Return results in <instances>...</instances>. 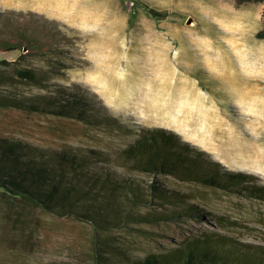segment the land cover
<instances>
[{
    "label": "rangeland",
    "instance_id": "obj_1",
    "mask_svg": "<svg viewBox=\"0 0 264 264\" xmlns=\"http://www.w3.org/2000/svg\"><path fill=\"white\" fill-rule=\"evenodd\" d=\"M149 9L167 14L154 16ZM131 11L135 17L129 22ZM262 29L264 0H0V41L20 33L45 45L21 59L26 50L0 52V59L46 78L43 87H17L24 95L67 86L127 127L76 121L75 136L61 139L50 132L59 119L26 116L19 129L35 144L107 152L125 145L138 128L160 126L206 152L221 169L252 175L242 184L264 187V37L256 36ZM115 169L144 184L157 179L166 188L199 195L186 198L199 217L130 221L98 231L87 221L11 207L0 194V264H91L96 239L138 258L201 231L264 247L259 193ZM171 207L164 202L138 210Z\"/></svg>",
    "mask_w": 264,
    "mask_h": 264
},
{
    "label": "trees",
    "instance_id": "obj_2",
    "mask_svg": "<svg viewBox=\"0 0 264 264\" xmlns=\"http://www.w3.org/2000/svg\"><path fill=\"white\" fill-rule=\"evenodd\" d=\"M150 14L164 17L167 13L150 10ZM134 17L131 11L129 22ZM12 22L6 19V23ZM256 36L264 37V29ZM43 46L33 35L17 33L0 41V52L26 50L19 55L21 59ZM13 62L0 59V194L9 206L22 204L58 217L87 221L98 231L130 221L179 220L185 214L199 217L197 207L186 203V198L197 199L199 195L166 188L157 179L144 184L115 169L119 167L203 187L228 191L241 187L250 194L257 192L264 196L262 185L242 184L250 181L252 175L221 169L218 162L205 156L206 152L165 127L138 128L125 145L107 152L92 147L59 148L29 141L23 127L19 128L26 123L24 117L39 114L59 119L50 132L61 139L75 136L77 129L72 122L76 121L111 126L120 131L127 127L105 112V106H95L88 96L67 86H59L55 92L44 95H24L17 87H43L46 78L33 68L17 67ZM164 202L173 207L154 213L138 210ZM90 257L91 264H264V247L222 233L201 231L186 237L177 246L138 258L119 254L103 240L96 239L91 245Z\"/></svg>",
    "mask_w": 264,
    "mask_h": 264
},
{
    "label": "bare ground",
    "instance_id": "obj_3",
    "mask_svg": "<svg viewBox=\"0 0 264 264\" xmlns=\"http://www.w3.org/2000/svg\"><path fill=\"white\" fill-rule=\"evenodd\" d=\"M113 10V9H112ZM109 14H110V12H109ZM108 14V15H109ZM107 15V16H108ZM115 16V15H114ZM107 18V17H106ZM100 22H102V21H100ZM222 23V22H221ZM99 24V23H98ZM99 25H101V24H99ZM102 26H104V24L102 25ZM225 26V25H224ZM107 27V26H106ZM226 27V26H225ZM102 28V27H101ZM225 30V29H224ZM154 36V35H153ZM192 40H193V38H192ZM135 41V40H134ZM153 42V41H152ZM152 44H154V43H152ZM205 48V47H204ZM172 49V48H171ZM156 52V51H155ZM168 53H169V51H168ZM171 53V52H170ZM169 55V54H168ZM153 56V55H152ZM156 56V55H155ZM161 56V55H160ZM154 57V56H153ZM149 60V59H148ZM154 60V59H153ZM151 62H153L152 61V59H151ZM176 63H178V62H176ZM153 64V63H152ZM156 64V63H155ZM179 64H181V63H179ZM154 65V64H153ZM183 65V64H182ZM180 66V65H179ZM158 67V66H157ZM127 72V71H126ZM99 78V77H98ZM96 82V81H95ZM154 82V81H153ZM155 82H156V80H155ZM160 82V81H159ZM177 83V82H176ZM98 84V83H97ZM181 86V85H180ZM161 99V98H160ZM161 102V101H160Z\"/></svg>",
    "mask_w": 264,
    "mask_h": 264
}]
</instances>
